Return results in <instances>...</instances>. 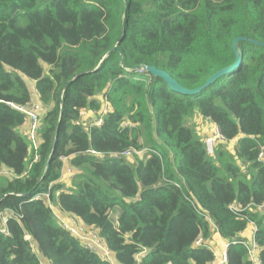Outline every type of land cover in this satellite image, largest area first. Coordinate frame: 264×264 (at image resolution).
Wrapping results in <instances>:
<instances>
[{
	"label": "trees",
	"instance_id": "trees-1",
	"mask_svg": "<svg viewBox=\"0 0 264 264\" xmlns=\"http://www.w3.org/2000/svg\"><path fill=\"white\" fill-rule=\"evenodd\" d=\"M238 37L241 66L200 93L143 70L197 88L236 61ZM33 91L47 111L28 169L27 118L12 105H27ZM103 98L111 108L102 124H76ZM197 115L223 137L213 154ZM261 147L264 0H0V171L20 176H0V223L13 213L0 230V264H112L32 200L46 191L97 229L119 264H210L212 249L195 242L214 233L229 242L227 264H254L243 236L251 224L264 264ZM145 148L146 159L112 155ZM64 156L78 171L70 187Z\"/></svg>",
	"mask_w": 264,
	"mask_h": 264
},
{
	"label": "built area",
	"instance_id": "built-area-1",
	"mask_svg": "<svg viewBox=\"0 0 264 264\" xmlns=\"http://www.w3.org/2000/svg\"><path fill=\"white\" fill-rule=\"evenodd\" d=\"M144 70V68H143ZM145 71V70H144ZM148 73V72H147ZM103 105L100 111L97 112L98 118L95 120L96 125H100L103 122L104 115L107 114L110 111V103L106 98L102 99ZM14 106L19 111L23 112L26 115L27 122H28V128L26 131L22 132L23 134L28 138L30 142V149L32 150V153L34 152V156L28 163V169H31L33 164L38 160V154L37 151L41 145L42 142V129H43V118L45 116V113L47 111V108L44 106V104L38 99L37 94L35 91L32 93V99L27 105L22 106ZM76 124H80L84 126L86 129H88L89 126L92 125L86 123L84 120V111L81 112V119L76 122ZM223 139L218 127H215L213 129V133L205 136V141L207 145V149L209 154L214 153L215 147L219 144V142ZM143 150H132L127 149L121 153L118 154H112L115 157H125L129 160L133 158V155H141ZM69 157H62L63 161V167H62V176H61V182H71L73 181L74 176L78 172L77 169L73 168L69 162ZM259 160L264 162V147H261L260 153H259ZM65 175H68L67 180H63V177ZM0 176H7L12 179H17L20 176L16 175L12 170L4 168L0 171ZM32 200H44L51 210L53 211V214L57 220V222L66 230L68 231L72 236L79 239L81 243L96 252L102 259L109 261L112 264H119L113 252L108 248V246L105 244V242L101 239L99 232L97 229H95L92 226L85 225L82 220H80L77 216L69 214L67 212L62 211L57 205L53 204L50 198V191L37 193L33 196ZM13 213L10 210H5L2 212V222L0 223V230L7 233V230L4 228L6 225L8 219L12 217ZM252 226V234L253 237L248 241V250H249V257L251 261L254 264H261L260 260V248L257 246V243L254 240V233L257 229L255 224H251ZM207 245L212 251L214 252V247L211 243V241L205 240L202 236L199 237L195 245ZM229 246V242L227 241L225 243V250L223 251V254H221V259H219L214 252L215 258L210 264H225L227 263L228 256H227V249Z\"/></svg>",
	"mask_w": 264,
	"mask_h": 264
},
{
	"label": "water",
	"instance_id": "water-1",
	"mask_svg": "<svg viewBox=\"0 0 264 264\" xmlns=\"http://www.w3.org/2000/svg\"><path fill=\"white\" fill-rule=\"evenodd\" d=\"M242 40H244V38L238 37L233 41V48H234V52H235V56H236V61L233 64H231L227 67H224V68L218 70L217 72H215L213 75H211L207 79V81L203 85H201L197 88L190 89V88L184 87L175 78H173V76L170 73H168L167 71H165L163 69H159L156 66H145L143 68L146 72H148V73H150L156 77L163 78L168 83V85L171 87V89L174 91H177V92L182 93V94H187V95L197 94V93H200L201 91H203L204 89L208 88L212 84H214L217 81V79L220 78L221 76H223L227 73H230L235 68L241 66L242 61H243V54H242V48H241L240 41H242ZM116 48H117V46H115L112 49V51L115 50ZM57 139H58V135L56 136L55 143L57 142Z\"/></svg>",
	"mask_w": 264,
	"mask_h": 264
},
{
	"label": "crops",
	"instance_id": "crops-1",
	"mask_svg": "<svg viewBox=\"0 0 264 264\" xmlns=\"http://www.w3.org/2000/svg\"><path fill=\"white\" fill-rule=\"evenodd\" d=\"M99 97L101 98L102 96H99ZM97 118H98V115L93 110H91V109H85L84 110V120H86V123L91 124V123H93L92 122L93 119L96 120ZM193 123L196 124V127H197L198 132L200 134H202L204 137L212 134L213 133V129L216 127V125L213 122H211L209 120H206L205 118L201 117L200 115H197L196 116V119L193 120ZM198 125H200V126H198ZM201 127H204V128H201ZM27 128H28V122H26V124L21 128V130L23 129V131H26ZM68 178H69L68 175H65L63 177V180H67ZM64 183H65V186L66 187H70L72 185L71 182H64ZM115 215H118V214H115ZM243 236L248 241L253 237V234H252V226L251 225H249L248 228L245 230V232L243 233ZM226 242H227V240L224 239L219 233H214L213 234V240H211L212 245H214L215 243H217V245L218 246H221V248L224 246V250H225V243ZM214 249H216V248L214 247ZM43 264H46V262L43 261Z\"/></svg>",
	"mask_w": 264,
	"mask_h": 264
},
{
	"label": "rangeland",
	"instance_id": "rangeland-1",
	"mask_svg": "<svg viewBox=\"0 0 264 264\" xmlns=\"http://www.w3.org/2000/svg\"><path fill=\"white\" fill-rule=\"evenodd\" d=\"M86 121V120H85ZM26 122H27V120H26ZM93 123H95V120L93 119V121H92ZM90 123V122H89ZM92 123V124H93ZM198 126H200V125H198ZM205 127V126H204ZM204 127H201V128H204ZM205 130V129H204ZM202 135V134H201ZM217 147V146H216ZM215 147V148H216ZM215 150V149H214ZM147 155H148V151H147V149L145 148L144 150H143V152H142V154L141 155H138L139 157H141V158H143V159H146V157H147ZM132 161H134V159L132 158L131 159ZM130 161V160H129ZM113 216V218L115 219L116 217H117V215H112ZM208 242L209 241H211V240H213V235L211 236V238H209V239H206ZM213 247H215L216 249L214 250V252H215V255L219 258V259H221V254L223 253V250H224V246L221 248V246H218L217 245V243H215L214 245H213ZM213 252V253H214ZM226 264V263H225Z\"/></svg>",
	"mask_w": 264,
	"mask_h": 264
}]
</instances>
